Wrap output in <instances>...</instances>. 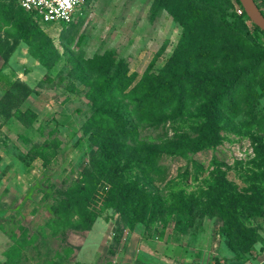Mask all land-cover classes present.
I'll use <instances>...</instances> for the list:
<instances>
[{"label": "rangeland", "instance_id": "1", "mask_svg": "<svg viewBox=\"0 0 264 264\" xmlns=\"http://www.w3.org/2000/svg\"><path fill=\"white\" fill-rule=\"evenodd\" d=\"M213 1L218 10L192 8L196 14L184 33L166 11L152 15V0H87L83 17L71 26L41 25L16 0H0V7L13 5L12 23L22 18L30 32L14 48L16 29L0 23V264H225L221 249L241 264H264V151L256 152L252 140L258 137L264 148V58L241 75L230 98L222 99L214 144L183 157L159 154L161 180L144 186V192L161 200V215L148 221L147 207L138 221L137 213L123 218L113 209L99 211L108 188L99 181L89 203L96 218L88 230L76 227L61 242L44 227L52 217L53 199L80 179L96 152L94 131L87 125L92 109L86 97L90 78L81 70L84 60L104 52L122 60L128 80L120 92L125 94L145 73L155 75L167 66L229 80L235 68L245 69L254 56L264 54V36L248 23L244 29L253 42L221 28L218 18L240 16L234 0ZM186 46L182 65L178 59ZM191 84L180 115L157 129L135 121L126 146L141 151L193 138L207 123L203 106L210 88ZM121 93L114 99L125 103ZM129 154L127 160L137 161ZM125 174L127 181L142 184L134 180L141 178L139 169L127 167ZM178 194L197 204L186 235L176 231L175 212L168 211L171 197ZM221 214H233L254 244L229 249L220 235ZM32 236L34 242L17 250L22 238L27 243Z\"/></svg>", "mask_w": 264, "mask_h": 264}, {"label": "trees", "instance_id": "2", "mask_svg": "<svg viewBox=\"0 0 264 264\" xmlns=\"http://www.w3.org/2000/svg\"><path fill=\"white\" fill-rule=\"evenodd\" d=\"M154 9L152 15L157 11H166L182 30L187 32L190 30V24L197 10L209 9L218 10V5L213 0H152ZM256 7L264 17V10L260 4L264 6V0H253ZM234 2L241 10L240 16H235L233 20L227 21L223 17L218 18L221 28L228 33L242 34L250 38L253 42L254 37H250L244 29V23H248L255 32L264 36V34L253 26L245 17L237 0ZM87 0H85V5ZM18 6V5H17ZM19 7V6H18ZM19 9H21L19 7ZM22 10V9H21ZM84 8L82 13L84 15ZM37 21L33 14L24 12ZM16 14L12 4L0 7V23L8 25L12 23V19ZM78 17L71 26L79 21L82 17ZM22 18H18L16 23H12L17 31V36L13 42V46L18 45L19 41H27V34L30 33L28 28L21 24ZM38 22V21H37ZM185 39L182 35L180 43ZM187 48V49H186ZM188 46L183 48L185 56H179L181 64L187 63ZM7 56L3 58V62L7 61ZM175 56L172 58V60ZM264 58V54L254 56L247 68H235L231 79L225 80L216 75H208L206 73L196 74L188 72L187 69L164 67L158 70L155 75L145 73L142 78L127 93L122 94L120 91L124 89V83L128 80L127 69L122 60L114 61L109 52L100 55L95 54L91 58L83 61L81 70L86 71L90 80L86 82L88 92L86 97L89 99L92 112L87 118V125L93 129L91 135L92 144L96 146L94 156L88 161L86 169L80 174L78 181H73L65 186L61 192V197L53 199L50 208L52 217L48 223L44 225L48 230L50 238L64 242V236L76 227L82 230H88L93 223L96 215L89 208L91 199L96 195L99 181L104 186V198L99 205V211L104 209H113L123 218L128 217L130 212L138 214V221L143 219L145 211H147V220L152 221L157 214L161 215V200L156 197H148L144 192V186H151L154 180H161V175L157 172V161L160 153L165 155L185 156L186 153H194L212 145L216 142L215 135V115L221 104L222 99L232 94L239 88L241 75L252 70L253 65L260 59ZM195 82L198 87L210 88L209 96L206 104L203 106V115L207 119V123L199 127L193 138L187 136L180 138V141L169 143L164 148H142L141 151L130 149L126 146V138L132 137L135 132V121L147 123L152 129H157L167 121L180 115L185 96V89ZM121 93V97L126 102L116 101V97ZM141 119V120H140ZM256 152L264 151L259 138L253 137ZM134 140H131L132 142ZM143 151V155L141 154ZM132 155L137 161L127 160L126 156ZM162 155V154H161ZM141 159V160H140ZM41 160L45 161L42 157ZM139 169L142 184L138 182H130V177L125 174V168ZM100 187V186H99ZM102 189V190H103ZM209 199L212 196H208ZM140 199H144L141 202ZM169 205V212H175L176 215V231L182 235H186L188 229L194 220L195 209L197 204L193 200L186 201L181 194L173 195ZM216 203V201H213ZM135 207H132V204ZM138 203H141L138 204ZM149 205V206H148ZM214 204L210 203L212 207ZM199 217L201 214H197ZM224 224L220 229V235L226 239V246L232 251L244 250L254 244L253 236L242 231L238 227V219L233 214H221ZM181 225L179 228H177ZM42 233V232H41ZM42 236H44L42 234ZM14 239V236L11 235ZM25 239V238H24ZM22 238L19 243L20 248L36 240V237H30L27 243ZM69 251V247L67 246ZM20 251V250H19ZM12 252H15L13 249ZM67 254V252H66ZM15 257L18 252H15Z\"/></svg>", "mask_w": 264, "mask_h": 264}, {"label": "built area", "instance_id": "3", "mask_svg": "<svg viewBox=\"0 0 264 264\" xmlns=\"http://www.w3.org/2000/svg\"><path fill=\"white\" fill-rule=\"evenodd\" d=\"M16 2L23 12L33 14L41 25L66 26L82 16V10L85 9V0H16ZM236 13L241 14L240 8Z\"/></svg>", "mask_w": 264, "mask_h": 264}, {"label": "water", "instance_id": "4", "mask_svg": "<svg viewBox=\"0 0 264 264\" xmlns=\"http://www.w3.org/2000/svg\"><path fill=\"white\" fill-rule=\"evenodd\" d=\"M248 21L264 34V17L253 0H237Z\"/></svg>", "mask_w": 264, "mask_h": 264}, {"label": "crops", "instance_id": "5", "mask_svg": "<svg viewBox=\"0 0 264 264\" xmlns=\"http://www.w3.org/2000/svg\"><path fill=\"white\" fill-rule=\"evenodd\" d=\"M212 247L215 249L216 248V244H215V242L213 243V245H212ZM220 250V249H219ZM202 252V251H201ZM219 252H221L223 255H224V257L227 259V261L225 262V264H241L240 262H237V261H235V260H233L232 259V254H231V252H229V251H227L226 249H221V251H219ZM214 253V252H213ZM202 255H203V253H201ZM211 254H212V252H211ZM201 255V256H202ZM203 257V256H202ZM201 264V263H200ZM245 264V263H244Z\"/></svg>", "mask_w": 264, "mask_h": 264}]
</instances>
